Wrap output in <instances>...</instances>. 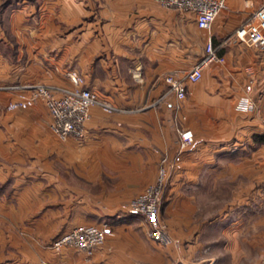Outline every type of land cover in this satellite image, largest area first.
<instances>
[{
	"label": "crops",
	"instance_id": "crops-1",
	"mask_svg": "<svg viewBox=\"0 0 264 264\" xmlns=\"http://www.w3.org/2000/svg\"><path fill=\"white\" fill-rule=\"evenodd\" d=\"M249 13L243 0H227L207 29L191 11L157 0H39L36 16L19 9L7 17L10 27L0 22V86H71L69 71L76 70L99 95L139 107L91 108L84 137L66 145L72 148L68 179L59 165L64 146L51 134L45 104L9 110L19 91L0 87V264H174L178 255L187 264L194 235L202 244L209 230L235 236L247 227L236 212L252 207L264 183V46L234 36ZM209 36L225 60L187 81L183 98L166 92L164 73L190 68ZM246 94L253 104L239 109ZM181 128L194 135L183 151ZM164 153L181 164L163 193L162 213L179 239L168 247L147 236L140 216H123L121 209L155 179ZM80 164L88 165L85 171ZM97 181L103 190H96ZM224 184L230 191L218 204ZM91 222L105 228L106 239L90 258L52 246L60 232Z\"/></svg>",
	"mask_w": 264,
	"mask_h": 264
},
{
	"label": "built area",
	"instance_id": "built-area-1",
	"mask_svg": "<svg viewBox=\"0 0 264 264\" xmlns=\"http://www.w3.org/2000/svg\"><path fill=\"white\" fill-rule=\"evenodd\" d=\"M167 7L177 8L183 11H191L195 15L196 24L199 27L209 29L217 15L227 6V0H157ZM250 13L246 21L238 25L234 30V36L239 41L263 47L264 46V2L255 5L254 0H243ZM225 55L219 53V47L213 43L209 36L204 45V52L200 58L188 69H170L164 73L167 83L166 92L172 91L178 98L186 94L187 81H197L203 75L205 66L214 62H223ZM73 82L70 87L52 86L46 83H24L1 85V88L17 90L18 98L10 100L6 106L12 110L27 108L36 101H43L49 111L50 127L56 135L65 139L74 137L83 138L85 135V123L91 117V108L99 107L106 113H120L135 111L139 107L128 108L121 106L110 99L99 95L91 87L84 85V77L75 70L69 72ZM252 88V82L246 85V89ZM159 99L151 102L156 104ZM253 104L252 98L246 94L237 102V107L248 110ZM264 126V116L261 118ZM194 141L193 131L190 128L178 130L177 144L179 151L188 148ZM181 164L177 157H171L164 153L156 178L149 183L134 198L121 205L122 215H142L149 225V235L157 242L168 243L171 241L166 225L159 216V201L166 180L169 178L171 168L178 169ZM264 194V183L261 188ZM105 230L95 224H84L73 227L55 239L54 245L60 247L69 245L83 250L86 254H92L102 244L105 238Z\"/></svg>",
	"mask_w": 264,
	"mask_h": 264
},
{
	"label": "rangeland",
	"instance_id": "rangeland-1",
	"mask_svg": "<svg viewBox=\"0 0 264 264\" xmlns=\"http://www.w3.org/2000/svg\"><path fill=\"white\" fill-rule=\"evenodd\" d=\"M38 6H39V0H0V18H1L0 22L2 24H6L5 26L10 27V25H8V24L11 23V20L9 18L7 19V17L8 16L10 17L11 14H13L15 11H19V9H24V13L28 17H30V16L34 17L38 14ZM16 22H17V20H12V23H16ZM71 71H69V72H71ZM84 82H85V79H84ZM49 85H52V84H49ZM52 86H62V85H52ZM64 87H70V86H64ZM49 128H50L51 134L55 137V140L58 141L59 145H62L60 143H63V146H64L63 156H64L65 160H64V163L62 165L59 164L61 169L63 167V170H62V172L64 173L63 177L68 178V179H72V177H73L72 168H71L72 164H71V161L68 160V157L72 156V148H71V145H68V148L66 145L68 143V140L77 139V138L67 137L65 139H61L51 129L50 123H49ZM77 140H79V139H77ZM32 150H33V152L36 151V149H34V148ZM37 151H38V149H37ZM50 155L55 156V155H57V153L52 152V153H50ZM58 155H60V154L58 153ZM81 155H82V153H81ZM85 155H86V153H85ZM80 157H82V156H80ZM87 167H88L87 164H85V165L80 164V169L82 172L85 171V169ZM170 170L172 171L173 168H171ZM99 181H97V186H96L97 189L96 190H99L100 188H101V190H103V187L100 186L99 184L101 182L103 184V182H105V181L101 180V182L98 184ZM168 181L169 180L167 179L166 184ZM111 182H113V181H111ZM227 185L228 184H224V188H222L219 191V193H217V197L219 200L218 204L222 203L220 201H224L228 197V193L230 190H229V185L228 186ZM165 187H166V185H165ZM261 188H262V185H261ZM164 189H163V192L161 194L160 201H159V216H160L161 221L163 223H165V225H166V230H167L169 236L171 237L170 242L164 243V242H157V241L153 240L152 237L149 235V225L145 221L143 216L140 214L133 215V216H140L144 220L145 224L147 225L146 234L152 241L159 244L161 247H168V245H170L174 242H178L179 239L177 237L175 238L172 235L170 226H169V224L165 218V216L167 217V215L162 213V203H163V199H164L163 193L165 191ZM260 192L261 193L259 195H255V201H252L250 203V205L252 207L249 206L247 208L248 211H240V213L236 212L237 214H240L238 218H240V221L242 223L241 226H243V224H246L247 227H243L240 230H238V233L235 236L232 235V232L230 230H225L223 233H220V231L216 232L215 229L209 230L207 235H205L206 237H208L209 242L202 243V244H200V242H201L200 236L194 235L196 237V240H193V242L194 241L195 242L192 243V244H194V250H193L194 252H193V255H191V257H190L191 261L188 262L187 264H195L196 262L197 263L201 262V264H264V218H263L264 217V194H263L262 190H260ZM135 196H133L132 198H134ZM83 198L87 199V197H85V196ZM132 198H129L128 200L123 201L121 203V205L123 203L128 202ZM83 201H85V200H83ZM83 204H86V202ZM213 205H215V204L213 203ZM126 216H128V215H126ZM129 216H131V215H129ZM243 219L246 220V221H244V223L242 221ZM84 224H95V225H98L99 227H101L105 230V228L102 225L98 224V222L76 224V225L60 232L58 235H56L52 239V246L54 248H61V247L75 248V249L83 252L87 256V258H90L94 254L96 249L94 250V252L92 254L89 255V254H86L83 250L78 249V248L73 247V246L63 245L60 247H56L54 245L55 239L58 238L60 235L69 231L73 227H76L79 225H84ZM104 232H105V238H104V241L102 242L101 245H103V243L105 242V239H106V230ZM174 264H185V261L182 260V256L178 255L177 258H175Z\"/></svg>",
	"mask_w": 264,
	"mask_h": 264
}]
</instances>
